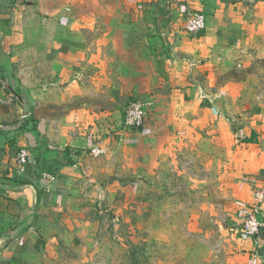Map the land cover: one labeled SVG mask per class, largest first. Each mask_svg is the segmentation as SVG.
Wrapping results in <instances>:
<instances>
[{
  "label": "rangeland",
  "instance_id": "rangeland-1",
  "mask_svg": "<svg viewBox=\"0 0 264 264\" xmlns=\"http://www.w3.org/2000/svg\"><path fill=\"white\" fill-rule=\"evenodd\" d=\"M200 2L206 24L233 50L235 61L224 67L234 93L261 96L263 102L264 0ZM96 6L85 1L86 13L94 14ZM34 49L25 48L27 63L0 68V114L9 111L12 120L22 116L34 128L55 120L59 139L88 137L76 150L98 147L105 178L94 190L97 202L83 205L90 224H81V242L69 249V240L61 238L54 257L39 256L32 264H245L236 126L200 117L193 127H173L175 114L155 110L142 79L101 78L105 70L113 72L109 45L100 48L104 64L93 58L63 77L64 64L39 55L32 62ZM115 64L117 72H125L127 64ZM115 81L126 90L117 100L110 91ZM137 101L145 105L147 119L157 114L161 121H156L170 127L143 134L126 126L125 111Z\"/></svg>",
  "mask_w": 264,
  "mask_h": 264
},
{
  "label": "crops",
  "instance_id": "crops-1",
  "mask_svg": "<svg viewBox=\"0 0 264 264\" xmlns=\"http://www.w3.org/2000/svg\"><path fill=\"white\" fill-rule=\"evenodd\" d=\"M85 1L97 5L94 14L86 13ZM200 1L0 0V68L10 71L27 63L25 48L32 47L37 48L32 62L39 55L51 64H64L63 77L93 58L104 64L100 48L111 46L113 72L105 70L101 78L123 83L142 79L155 110L175 114L173 127H193L200 117L236 126L246 211L264 193V101L234 93L224 64L235 59L225 37L207 24L196 34L185 33L187 14L202 12ZM116 62L127 64L124 73L117 72ZM110 91L117 100L126 90L117 82ZM173 99L176 105L168 107ZM13 115L0 114V264H32L39 256L54 257L61 238L69 240V249L81 242V224H90L83 205L97 202L94 190L105 176L98 147L76 150L88 137L59 139L55 120L34 128L22 116L12 120ZM158 119L150 115L147 129H134L153 134L157 126L170 127ZM21 149L29 155L23 166L17 162ZM261 208L264 214V201ZM243 236L245 264H264V238Z\"/></svg>",
  "mask_w": 264,
  "mask_h": 264
},
{
  "label": "built area",
  "instance_id": "built-area-1",
  "mask_svg": "<svg viewBox=\"0 0 264 264\" xmlns=\"http://www.w3.org/2000/svg\"><path fill=\"white\" fill-rule=\"evenodd\" d=\"M206 25V17L202 12H191L187 14L184 21V31L188 34H196L203 30ZM145 105L141 102L131 103L124 116L126 126L130 128H143L146 122ZM27 150H19L17 154V162L19 166H23L28 161ZM264 201V193L260 192L256 197V204L248 207L241 220V232L248 238L259 240L264 238V214L261 205Z\"/></svg>",
  "mask_w": 264,
  "mask_h": 264
}]
</instances>
